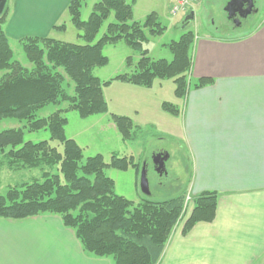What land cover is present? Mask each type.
Listing matches in <instances>:
<instances>
[{"label": "trees", "instance_id": "1", "mask_svg": "<svg viewBox=\"0 0 264 264\" xmlns=\"http://www.w3.org/2000/svg\"><path fill=\"white\" fill-rule=\"evenodd\" d=\"M85 0H69L70 21L84 44L64 42L51 37L26 36L22 51L30 67L14 58L9 38L4 32L7 8L0 15V121L16 119L25 124L0 131V168L40 169V178L10 187L0 194V219H23L39 214H56L65 227L74 231L82 249L89 255L110 258L112 264H158L175 226L184 217V193L162 201L143 198L135 204L116 194L114 181L105 174L106 167L126 170L135 167L134 157L113 154L109 163L102 154L84 161L82 148L65 134L67 118L63 111L75 110L81 118L106 113L103 88L118 80L149 88L154 81L171 80L174 95L185 96L191 88L211 82L208 78L191 81V51L195 33L184 28L176 41L167 44L172 59H152L144 43L149 36L161 35L165 26L156 12L142 20L133 18V2L99 0L87 19L81 18ZM113 20L104 34L94 42L103 22ZM64 29L65 25L55 26ZM124 42L139 52L135 70L101 81L93 74L95 67L108 63L103 55L107 43ZM130 64V57L126 58ZM62 70V71H61ZM73 83V94L64 87L66 77ZM67 103L46 117L38 114L46 105ZM161 108L178 114L176 105L162 102ZM116 129L128 139L133 121L128 116L111 114ZM46 129L49 140L25 141L24 130ZM56 142V145L51 142ZM217 206L215 192L192 197V209L185 218L182 234L199 221L214 219Z\"/></svg>", "mask_w": 264, "mask_h": 264}, {"label": "crops", "instance_id": "2", "mask_svg": "<svg viewBox=\"0 0 264 264\" xmlns=\"http://www.w3.org/2000/svg\"><path fill=\"white\" fill-rule=\"evenodd\" d=\"M68 3L69 0H11L4 32L8 38H24L47 37L46 32L53 29L65 31L55 26L62 24L60 18L68 12ZM200 4L201 1L195 6L196 11ZM252 21L250 26H241L250 29L247 34L228 30L195 36L189 77L191 81L208 78L211 82L187 91L182 97V109L177 107L178 114H170L173 120L167 127L187 151L191 195L215 192L217 206L212 221H199L183 235L190 205L184 220L175 226L158 264H264V19L257 24L254 15ZM123 83V89L139 96L128 98V104L147 94H140V86ZM154 83L143 89H153ZM104 91L103 88V95ZM139 104L142 108L143 103ZM140 109L129 112L128 108L113 114L133 121ZM110 124L114 127L113 121ZM11 220L23 221L24 230L17 233L35 238L36 244L42 243V250L48 248L50 259L44 264H112L110 258L85 252L59 215L46 213ZM23 255L17 253L14 258ZM0 264L37 263L16 259L9 262L0 256Z\"/></svg>", "mask_w": 264, "mask_h": 264}, {"label": "rangeland", "instance_id": "3", "mask_svg": "<svg viewBox=\"0 0 264 264\" xmlns=\"http://www.w3.org/2000/svg\"><path fill=\"white\" fill-rule=\"evenodd\" d=\"M99 0H85L81 8V18L87 19L92 6ZM133 2V16L135 20H142L147 13L156 12L159 21L165 30L161 35L149 36L144 47L148 50V56L152 59H172L167 44L179 39L183 33L182 28L183 14L173 16L170 14V6L174 0H127ZM257 7V24L264 19V0H255ZM11 0H7L6 8L10 7ZM197 6V5H196ZM199 6V5H198ZM225 0H201L197 8V17L191 21L186 29H191L196 35H203L208 31H235L237 33L247 34L250 29H243L235 26L229 20L224 12ZM113 20L110 15L102 24L97 33L94 42L97 41L106 31V26ZM65 24V31H56V29L46 32L47 37H51L64 42L84 44L83 39L77 34L79 31L70 21L68 12L60 18L59 24ZM3 27V26H2ZM5 26L3 27V29ZM29 33H36V30L28 29ZM47 31V30H46ZM22 32V31H20ZM37 33H41L38 30ZM16 35V34H15ZM9 42L14 53V58L23 65L30 67L22 51V38L9 36ZM103 55L108 58V63L101 67H95L93 74L101 81H108L113 77L131 73L135 70L136 61L139 58V52L130 48L124 40L116 43H107L102 49ZM130 57L131 63H126V58ZM62 71V70H61ZM2 72L0 71V76ZM66 77V76H65ZM123 82L114 80L104 87V97L107 102V112L81 118L77 111L67 110L61 113L67 118L65 134L68 138H73L82 148L84 161L88 156L102 154L104 161L109 163L113 154L118 157L133 156L135 167L129 166L126 170L113 167H106L105 174L113 179L114 191L122 195L135 204L147 198L152 201H162L184 193V198L190 193L189 179L191 175L190 166L187 158V151L180 142L171 135L167 124L173 120V117L160 108V102H170L179 109H182L183 98H177L174 91V84L171 80H155L153 89L141 88L147 94L143 98L134 99L139 96L131 91L123 89ZM65 90L73 94V83L66 77L64 84ZM141 87V86H140ZM146 88V87H145ZM139 100V101H138ZM143 103V107L139 102ZM138 102V103H137ZM67 103L60 105L48 104L39 112V117H46L53 111L61 108L65 109ZM146 107V109H144ZM129 112L133 109H140V115L133 120V128L128 139H123L121 134L110 124L111 114ZM25 123L16 119H3L0 121V131L7 128H15ZM24 140L38 142L49 140V132L46 129L37 131L24 130ZM56 145V142H51ZM157 153H167L168 159L164 164L167 176L159 178L155 171L153 156ZM1 160V159H0ZM145 165L146 177L150 189V195L144 196L139 187L140 173ZM40 169L15 170L10 167L0 168V194H4L10 187L19 186L40 178ZM187 207H190L187 205ZM46 214V213H45ZM185 212L184 217L185 218ZM1 220V219H0ZM0 221V256L4 261H34L37 264H44L49 258L48 248L42 250V243L36 244V239L31 236H24L22 233L23 221L21 220ZM2 229V231H1ZM29 229V228H28ZM17 253H23L22 257L14 258Z\"/></svg>", "mask_w": 264, "mask_h": 264}, {"label": "water", "instance_id": "4", "mask_svg": "<svg viewBox=\"0 0 264 264\" xmlns=\"http://www.w3.org/2000/svg\"><path fill=\"white\" fill-rule=\"evenodd\" d=\"M7 0H0V15L5 9ZM254 2L253 0H225V6L223 8L224 12L227 15L228 19H233L234 24L239 25V20L236 18L238 14L240 17H245L251 14L253 10ZM194 17L193 11L189 12V14L183 20L184 28L188 21L192 20ZM168 159L167 153H157L153 156V163L155 165V171L159 174H162V171L165 170L164 164L165 161ZM139 187L144 196L150 195V189L148 185V180L146 177V169L145 165L143 166L140 178H139Z\"/></svg>", "mask_w": 264, "mask_h": 264}, {"label": "flooded vegetation", "instance_id": "5", "mask_svg": "<svg viewBox=\"0 0 264 264\" xmlns=\"http://www.w3.org/2000/svg\"><path fill=\"white\" fill-rule=\"evenodd\" d=\"M253 2H254V6H253V10H252V12H251V14H249V15H247V16H245V17H240L238 14L236 15V18L239 20V25L238 26H244V27H247V26H250L251 24H252V20H253V18H254V15H256V12H257V8L255 7V1L253 0ZM191 11H193V14H194V17H193V19L192 20H194V18H196L197 17V11L194 9V10H191ZM191 11H188V12H186V13H184L183 14V17L185 18L188 14H189V12H191ZM227 16V15H226ZM184 18H183V20H184ZM233 19L234 18H232V19H229V20H231L232 21V23H234L233 22ZM183 20H182V22H183ZM191 20V21H192ZM191 21H188V24L189 23H191ZM167 161V160H166ZM165 161V162H166ZM157 176L159 177V178H162L163 176L165 177V176H167V173L165 172V170L164 171H162V174H159V173H157Z\"/></svg>", "mask_w": 264, "mask_h": 264}, {"label": "built area", "instance_id": "6", "mask_svg": "<svg viewBox=\"0 0 264 264\" xmlns=\"http://www.w3.org/2000/svg\"><path fill=\"white\" fill-rule=\"evenodd\" d=\"M198 2L199 0H175L174 3L170 7V13L172 15H177L181 12L188 10L189 8H192ZM188 200H189V197L187 196L185 201H188Z\"/></svg>", "mask_w": 264, "mask_h": 264}]
</instances>
